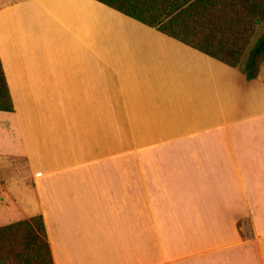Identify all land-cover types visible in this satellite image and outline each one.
<instances>
[{"label": "crops", "instance_id": "1", "mask_svg": "<svg viewBox=\"0 0 264 264\" xmlns=\"http://www.w3.org/2000/svg\"><path fill=\"white\" fill-rule=\"evenodd\" d=\"M8 1L0 175L29 184L0 180V226L40 216L53 264H264V79L123 15L108 47L94 0L52 64L23 34L50 0Z\"/></svg>", "mask_w": 264, "mask_h": 264}, {"label": "trees", "instance_id": "2", "mask_svg": "<svg viewBox=\"0 0 264 264\" xmlns=\"http://www.w3.org/2000/svg\"><path fill=\"white\" fill-rule=\"evenodd\" d=\"M146 27L258 78L264 31L241 59L264 21V0H94ZM0 111L12 104L0 65ZM0 264H53L40 216L0 226Z\"/></svg>", "mask_w": 264, "mask_h": 264}, {"label": "rangeland", "instance_id": "3", "mask_svg": "<svg viewBox=\"0 0 264 264\" xmlns=\"http://www.w3.org/2000/svg\"><path fill=\"white\" fill-rule=\"evenodd\" d=\"M20 1L22 0H10L8 1V3L15 4ZM77 1L81 2L80 3L81 8L77 7L76 10L73 9V5H75V0H63V1L50 0V2L47 4L46 7H41V9H38L35 12L28 11V13H26L24 17V24L26 23L28 28L26 32L23 31V34L25 33V36H27L29 39L28 41H25L27 43V48H37L38 54L45 56H47L46 54L49 53L50 55L49 59L52 64L65 63L67 61V58L63 51L62 44L64 41L71 38V35L75 34L76 32L73 30L68 31L64 29V27L67 26L65 24L66 19L70 22H73L74 16H76L77 21H75L72 26L75 27L76 26L75 24H77L76 30L78 33L84 34L85 31H88L89 28V25L85 23V19L89 16L87 15L88 14L87 10L89 9V7L88 6L83 7V6H84V2H87L86 4L90 6V2L93 0H77ZM91 5H94L98 8V13H97L98 26L96 27L98 34H100V31L101 32L109 31L112 34L111 36L112 38L109 39L110 44L108 45V47L113 46V43L115 42L113 38L115 37L114 35L116 33L117 34L123 32L134 33V32L143 31L138 26L132 24L131 22H128L126 18L122 17V15L116 13L114 10L109 8L106 9L100 6V4L99 5L96 3L93 4L92 2ZM79 9H82V15H86L87 17L81 16V14H79ZM74 10L76 14L74 13ZM41 13H43L42 16ZM83 25H88L86 30L84 29ZM149 30H154V29L149 28ZM263 31H264V21L255 28V31L253 32L247 44L242 59L245 58L246 51L249 49L250 46L253 45V43L256 41V39L260 36L261 32ZM92 32H94V29H92ZM100 41L101 42L103 41V36L102 38L100 37ZM100 41L98 40L99 47L101 44ZM55 59L56 60L59 59L60 61L59 60L56 61ZM258 76L264 79V57L262 58L259 64ZM16 165L18 166L17 169L15 166L5 168L2 172L3 175L2 176L0 175V180L1 179L7 180L8 185H10L9 186L10 189L13 191L14 183L12 182V176L17 175L16 179L19 185L15 187L16 191L26 192V190L23 189L22 186L23 183L26 185V187L28 186L29 184L28 176L24 171L22 162H18Z\"/></svg>", "mask_w": 264, "mask_h": 264}]
</instances>
